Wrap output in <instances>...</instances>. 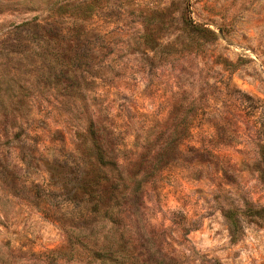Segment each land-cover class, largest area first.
I'll return each mask as SVG.
<instances>
[{
	"label": "rangeland",
	"instance_id": "374dc122",
	"mask_svg": "<svg viewBox=\"0 0 264 264\" xmlns=\"http://www.w3.org/2000/svg\"><path fill=\"white\" fill-rule=\"evenodd\" d=\"M111 184L138 264H264V0H0V264H102Z\"/></svg>",
	"mask_w": 264,
	"mask_h": 264
},
{
	"label": "trees",
	"instance_id": "16d2710c",
	"mask_svg": "<svg viewBox=\"0 0 264 264\" xmlns=\"http://www.w3.org/2000/svg\"><path fill=\"white\" fill-rule=\"evenodd\" d=\"M95 150L96 157L98 158V161L102 164V166L108 168L110 167L114 171L118 170V166L107 150L106 145L102 144L100 140L95 144ZM128 181L132 183L134 182L136 186H139V183H137V177L135 175L128 178ZM112 186L116 185L111 184L110 187L106 188L105 196L107 199L101 200L99 196L97 198L99 206H104L103 209L98 208V213L100 214V216H105V220L108 221L103 224V227L105 229V233H107L109 236L106 237V239L101 243H93V247L91 248L90 252L93 254L94 259L98 260L102 264H125L126 260H129L130 264H138V262H136V259L134 258L135 253H133L132 256L125 255L127 247H130V249L134 248V243L132 242L131 238H128V240H125L123 236L121 238H117V235L119 233L118 224L114 223L112 219H117L118 217L120 218L124 215V211L120 209L122 206V202L120 200L123 199L124 202L126 200L129 206L133 208L135 206V203L139 201L140 197L138 195V192L135 191L134 193L130 192L128 194L127 192H123L118 198V186H116L115 189H112ZM111 201L114 202L113 207L110 206ZM131 208L128 207V211H130Z\"/></svg>",
	"mask_w": 264,
	"mask_h": 264
}]
</instances>
